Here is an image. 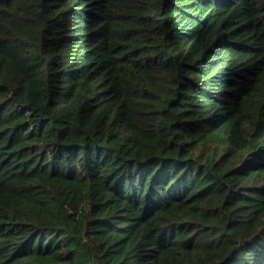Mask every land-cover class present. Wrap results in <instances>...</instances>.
<instances>
[{
    "label": "trees",
    "instance_id": "trees-1",
    "mask_svg": "<svg viewBox=\"0 0 264 264\" xmlns=\"http://www.w3.org/2000/svg\"><path fill=\"white\" fill-rule=\"evenodd\" d=\"M0 264H264V0H0Z\"/></svg>",
    "mask_w": 264,
    "mask_h": 264
}]
</instances>
